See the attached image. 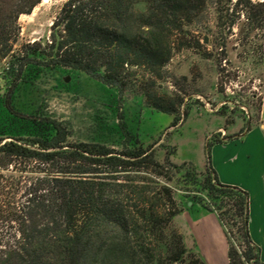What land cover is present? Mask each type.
Instances as JSON below:
<instances>
[{
  "label": "trees",
  "instance_id": "16d2710c",
  "mask_svg": "<svg viewBox=\"0 0 264 264\" xmlns=\"http://www.w3.org/2000/svg\"><path fill=\"white\" fill-rule=\"evenodd\" d=\"M42 1L0 0V105L6 113L0 124V264H206L181 230L165 227L182 211L169 187L162 188L173 211L154 209L158 192L137 213L121 198L128 188L142 194L132 171L145 167L163 175L177 166L169 157L161 163L152 144L133 140L126 129L119 151L72 143L60 121L20 111L12 98L33 70L69 67L120 93L138 84L146 104L176 114V126L189 107L180 114L183 98L155 91L175 51L201 47L194 28L208 7L220 28L240 27L241 21H228L232 7L240 9L249 32L263 31L264 1L67 0L49 40L20 44V16ZM220 141L219 132L208 141L202 173L193 164L177 168L185 169L193 201L223 224L229 264H264L250 233L249 192L221 183L213 167L211 148Z\"/></svg>",
  "mask_w": 264,
  "mask_h": 264
},
{
  "label": "rangeland",
  "instance_id": "374dc122",
  "mask_svg": "<svg viewBox=\"0 0 264 264\" xmlns=\"http://www.w3.org/2000/svg\"><path fill=\"white\" fill-rule=\"evenodd\" d=\"M66 1L43 0L32 13L21 15L20 44L49 40L52 25ZM230 13L228 21H241L240 27H218L214 10L208 7L202 23L194 28L201 47L175 51L164 68V78L156 82L159 95L183 98L180 114L189 107L187 116L176 126V114L146 104L138 84L120 93L86 72L69 67L33 70L15 89L13 104L20 111L60 121L72 143L97 142L119 151L125 146L126 129L133 140L138 137L145 145L152 144L161 163L169 157L178 167L193 164L202 173L207 164V138L211 139L219 127L247 128L259 123L264 91V30L249 32L244 15L239 18L240 9L231 7ZM207 36L210 43L205 40ZM5 117L0 105V124ZM219 133L224 135L223 130ZM177 166L166 167L163 175L145 167L132 171L130 175L142 194L128 188L121 194L124 204L137 213L148 203L144 200L158 192L161 201L154 209L161 213L173 211L175 205L165 198L162 188L169 187L182 211L165 227L181 230L187 247L206 264H229L228 240L216 213L190 210L195 203L192 186L183 180L185 169Z\"/></svg>",
  "mask_w": 264,
  "mask_h": 264
},
{
  "label": "crops",
  "instance_id": "0c3cea01",
  "mask_svg": "<svg viewBox=\"0 0 264 264\" xmlns=\"http://www.w3.org/2000/svg\"><path fill=\"white\" fill-rule=\"evenodd\" d=\"M222 130L224 135L220 136L221 141L215 142L211 148L212 164L221 183L235 185L249 192L250 233L254 243L261 249V261L264 262V91L257 125L247 128L229 125L225 129L219 127L215 133ZM207 139L210 140L209 137ZM190 210L201 214L208 209L195 202L190 205ZM217 218L214 223L219 226Z\"/></svg>",
  "mask_w": 264,
  "mask_h": 264
},
{
  "label": "bare ground",
  "instance_id": "6f19581e",
  "mask_svg": "<svg viewBox=\"0 0 264 264\" xmlns=\"http://www.w3.org/2000/svg\"><path fill=\"white\" fill-rule=\"evenodd\" d=\"M44 1H46V0H44Z\"/></svg>",
  "mask_w": 264,
  "mask_h": 264
}]
</instances>
